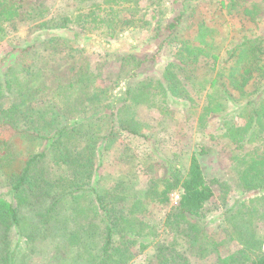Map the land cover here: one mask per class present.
<instances>
[{"label":"trees","instance_id":"16d2710c","mask_svg":"<svg viewBox=\"0 0 264 264\" xmlns=\"http://www.w3.org/2000/svg\"><path fill=\"white\" fill-rule=\"evenodd\" d=\"M75 1L79 5L75 12L55 16L51 14L45 0H0V42L8 39L13 32L22 27L33 24L37 26L36 38L40 45L35 46L37 48L33 51L30 47H21L15 52L21 56L31 55L35 60L41 50L47 51L54 58L55 66L59 62L57 56L64 54L63 61L65 59L66 67H69L67 58L72 54L83 52L80 43L78 41L76 43V40L82 36L81 31H84V36H86L88 32L97 30L104 37L111 39L129 27L144 28L147 31L152 28V21L136 16L139 0ZM89 1H91L90 4ZM156 5V11L160 14L156 26L161 28L165 25L164 16L167 9L163 0H157ZM221 5L228 14H237L240 19L245 18L253 22L256 27L258 26V19L261 18L262 13L258 4L248 6L245 0H223ZM179 19L180 17L176 18L177 21ZM177 25L178 23L172 22L165 27L169 30L167 37H174L170 40L171 43L179 46L175 55L176 61L170 62L158 78L161 87L172 96L189 97L187 96L189 91L182 83L180 74H187V77L194 81V72L205 65L216 70L217 73L214 77L205 79L210 89L201 117L224 112L227 107L226 100L234 98V94L238 95L239 100H246L240 112L246 121L245 125L240 127L228 125L225 136L238 148H243L246 143L255 144L253 151L244 155L236 154L232 160L243 188L263 190L264 36L244 34L237 43H234L233 47L225 50V57H222L221 52L225 42L224 39L218 41L217 29L209 27L203 20H200L193 35L179 39L174 31ZM74 27L81 29V31L75 29L74 37L54 33L60 29L67 30L74 29ZM120 61V72L113 86L99 84L95 71L88 66L80 65L79 67L78 63L72 65L71 70L67 72V78H65V72L60 71L59 73L54 67L53 70L58 76L51 78L53 84L44 83L47 77L45 72L51 68L45 62L37 68H34L32 62L28 66H23L21 70L13 71L12 69L7 73V78L0 76V125L10 124L19 128L20 124L26 120L33 129L44 130L48 133H39L37 136L47 140L45 150L30 155L22 168H17V170L10 169L13 156L10 150L2 153L4 146L0 140V178L2 179L0 187L4 185L3 187L7 190V192L0 190V238L3 243L0 263L17 264L15 252L8 249L9 238L10 231L14 227L21 228L24 208L28 205H35L42 194L47 195L49 202L41 210L40 221L44 225H49L51 219L55 217L54 211L61 199L69 195L75 198L78 192H82V195L87 191L96 196L104 212L102 220L105 230L102 232L101 247L95 252H88V258L83 264H129L133 258L131 247L136 245L141 237L147 236L143 230L145 228L143 220L139 219L136 213L146 210L145 201L149 198L156 203H168L169 195L175 190L181 193L180 203L166 218V223L174 238L167 244L164 242L157 244L155 256L158 264H191L188 254L204 259L214 253H219L223 242H217L208 233L203 222H195L190 218V216L197 215L214 197L212 183L206 178L199 159V154H205L204 149L192 154L187 171H184L177 162L167 160V175L157 182L152 181L148 187L140 189V194L135 196L136 201L126 214H122L120 220L113 219L110 204L124 201L131 195L130 189L134 188L124 185L125 183H118L112 189L114 196L112 202H109L108 198H105V193L99 190L95 182H92L96 177L93 168L98 141L110 138L117 125L121 129L140 134L130 122H122L119 115L122 109L128 106V101H133L131 96L134 90H137L138 96L147 95L148 91L145 89L149 88L153 81L152 79L138 81L139 84L136 86L129 84L126 97L118 98L114 89L122 81L130 82L141 79L139 78L140 71L145 64V60L135 53L122 57ZM64 68V65L59 66V69ZM193 85L196 88L199 87L194 83ZM248 86H251L250 91L247 90ZM81 88L88 90L86 94L83 95L84 90L78 92ZM55 89L57 92L62 91L63 96L67 94L68 100L71 99V105L80 104L86 109L85 113L89 112L94 117L98 116L87 124L88 129L78 128V124L81 123L78 121L81 120L68 116L67 113L70 111L73 113L74 108L62 112L55 107L52 101L46 100L50 92ZM41 101L46 104V108L51 105L50 111L53 116L50 120L46 118L49 115V109L45 110V107L40 108L33 105ZM118 104H122V107L118 108ZM106 110L108 114L104 112ZM60 117L65 121L64 123L59 120ZM78 135L87 136L86 145L82 150H77L78 146L74 143V141H81ZM258 142L261 144L258 145ZM47 150L52 152L55 164L64 165L65 179L62 176L58 179L56 176L47 175L44 168L40 167V163L47 156ZM55 181L64 182L66 186L61 187V183ZM52 187L63 189L64 196L61 194L58 196L55 193L50 196L49 190ZM70 188L71 191H69ZM8 193L15 194L17 202L9 200L6 197ZM261 217L264 219V214ZM239 235L240 240H243L245 244L244 248L220 259L217 264H264L263 241H258L255 235L248 236L241 233ZM88 238L89 236H82L84 241Z\"/></svg>","mask_w":264,"mask_h":264},{"label":"rangeland","instance_id":"374dc122","mask_svg":"<svg viewBox=\"0 0 264 264\" xmlns=\"http://www.w3.org/2000/svg\"><path fill=\"white\" fill-rule=\"evenodd\" d=\"M163 1L167 13L164 16L165 25L161 28L156 26L160 18L159 12L156 11L157 0H139L136 16L153 22L149 31L144 28L129 27L111 39L104 37L97 30L88 32L84 36L85 32L77 27L54 31L55 34L67 37H74L75 29L82 32V36L76 40V43L77 41L80 43L83 52L72 54L67 58L69 67H66L65 59L63 61L64 54L57 56L59 62L55 66L54 58L47 51L41 50L35 60L31 55L21 56L15 52L21 47H30L33 51L37 48L35 46L40 45L36 38L37 26L29 24L22 27L13 32L8 39L0 42V76L7 78V73L12 69L13 71L21 70L23 66H28L32 62L34 68H37L45 62L51 68L45 72L47 77L44 83L53 84L52 79L58 76L55 71L65 72V78H67V72L71 70L72 65L78 63L79 67L80 65L88 66L95 71L99 84L113 86L120 72L122 57L135 53L144 59L145 64L139 77L141 79L122 81L114 89L118 98H125L129 84L136 86L139 84L138 81L153 80L152 85L145 89L148 91L147 95L138 96L139 93L136 89L134 90L131 96L133 101H128V106L124 107L119 115L122 122H130L140 134L121 129L117 125L110 138L100 139L96 147L93 168L96 177L92 182H95L99 190L105 193V198H108L109 202H112L114 196L112 189L118 183H125L124 185L134 188L130 189L131 195L127 199L110 204L113 219L120 220L122 214H126L136 201L135 196L140 194V189L148 187L152 181L157 182L167 175V160L177 162L184 171H187L192 154L204 149L205 154H199V159L206 178L212 183L214 197L197 215L190 218L195 222H203L208 233L217 242H223V244L219 253H214L207 258L201 259L190 254L188 257L191 264H217L220 259L244 248L245 244L243 240H240L239 233L255 235L258 241L264 243V219L261 217L264 214V189L243 188L232 160L236 154L244 155L253 151L255 144L246 143L243 148H238L225 136L228 125L235 127L245 125L246 121L240 112L246 100H239L238 95L234 94V98L226 100L227 107L224 112L201 117L210 89L205 79L214 77L217 73L216 70L205 65L194 72V81L188 78L187 74H180L182 83L189 91L187 95L189 97L172 96L165 92L158 78L170 62L176 61L175 55L179 46L171 43L170 40L174 37H167L169 30L165 27L172 22L178 23L174 31L175 36L180 39L193 35L197 23L203 20L209 27L217 29L218 41L224 39L225 46L221 56L225 57V50L233 47L244 34L264 36V0H245L246 5L258 4L262 10L257 27L245 18L240 19L237 14H228L222 8L223 0ZM45 2L51 14L55 16L72 14L79 6L75 0H45ZM178 17L180 19L177 21ZM60 65H64L65 68L59 69ZM193 83L199 87L196 88ZM81 90L82 88L78 92ZM83 90L84 95L88 90ZM247 90L250 91L251 86H248ZM61 93L62 91L57 92L55 89L50 92L46 100L52 101L62 112L74 108L73 113L71 111L67 113L68 116L81 120L78 121L81 122L78 128L88 129L87 124L98 116L94 117L89 112L85 113L86 109L80 104L71 105L69 96L67 94L63 96ZM33 105L46 108V104L42 101L35 102ZM121 107L122 104H118V108ZM48 109L49 115L46 118L50 120L53 116L50 111L51 105L45 110ZM104 112L108 114L107 110ZM59 120H62V123L65 122L61 117ZM27 122L25 120L19 128L10 124L0 125V140L4 146L2 153L10 150L13 156L11 170L21 169L30 155L38 154L47 147V140L37 137L39 133L47 132L37 131ZM74 134L76 135V132ZM262 136L264 139V132ZM78 138H81V141H74V143L78 146L77 150H82L86 145L87 136L78 135ZM101 147L103 148L100 149ZM46 153L47 156L40 163V167L44 168L47 175L56 176L58 179H61L60 176L64 178L66 176L64 165L59 166L53 162L50 150ZM55 182L61 183V187L66 186L64 182ZM3 186L0 190L7 192ZM62 190L52 187L49 190L50 196L54 193L64 196L65 192ZM71 190L70 188L69 191ZM175 192L179 191H173L169 195V202L165 204L153 202L150 198L146 199V210L136 213V216L143 220L145 226L143 230L147 236L141 237L137 244L131 247L133 258L129 264H158L155 256L157 244L160 242L167 244L174 238L166 218L177 206L171 199ZM81 193L78 192L75 198L69 195L61 199L54 211L55 217L51 219L49 225H44L40 221L41 210L49 202L47 195L42 194L35 205H28L22 210L23 223L21 228L16 226L10 231L8 248L15 252L17 264H83L88 258V252H95L101 247L102 232L105 230L102 220L104 212L95 195L90 191L82 195ZM14 195L8 193L6 197L17 202ZM82 236H89V238L84 241ZM2 249L3 243L0 238V253Z\"/></svg>","mask_w":264,"mask_h":264},{"label":"built area","instance_id":"2783aa9c","mask_svg":"<svg viewBox=\"0 0 264 264\" xmlns=\"http://www.w3.org/2000/svg\"><path fill=\"white\" fill-rule=\"evenodd\" d=\"M171 199L173 203L178 206L180 203V199H181V193L180 192L173 193L171 196Z\"/></svg>","mask_w":264,"mask_h":264}]
</instances>
